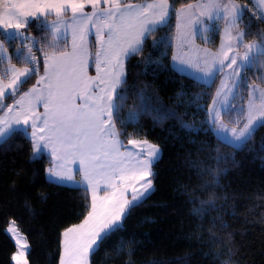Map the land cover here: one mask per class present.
I'll use <instances>...</instances> for the list:
<instances>
[{
	"label": "trees",
	"instance_id": "trees-1",
	"mask_svg": "<svg viewBox=\"0 0 264 264\" xmlns=\"http://www.w3.org/2000/svg\"><path fill=\"white\" fill-rule=\"evenodd\" d=\"M169 1V21L153 29L127 60L114 112L126 144L144 139L160 148L162 158L152 166L154 192L133 211L122 231L92 251L89 264H264V121L239 145L217 135L210 107L221 72L205 83L171 62L177 10L196 0ZM237 1L243 8L238 27L245 31L240 48L252 41L264 44V14L254 0ZM55 17L29 19L24 29L30 37L25 41L0 30L12 62L38 69L6 104L37 81L44 70V52L69 49L68 39H56L51 32L49 21ZM222 25L214 22L213 30L199 41L217 49ZM29 43L36 64L24 57ZM7 63L0 58L4 78L10 74ZM254 84L264 86L263 53L252 56L244 68L223 114L229 125L240 128L247 121ZM132 113L139 114L138 122ZM52 163L48 153L36 152L23 129L0 142V264H15L11 257L17 245L7 230L11 220L29 242V264H61L64 232L90 211L89 189L50 180L47 170Z\"/></svg>",
	"mask_w": 264,
	"mask_h": 264
},
{
	"label": "snow or ice",
	"instance_id": "snow-or-ice-1",
	"mask_svg": "<svg viewBox=\"0 0 264 264\" xmlns=\"http://www.w3.org/2000/svg\"><path fill=\"white\" fill-rule=\"evenodd\" d=\"M103 3L107 6L101 7V0H0V25L16 30L21 36L23 33L20 30L26 27L29 17L55 14L57 20L52 24L58 32L63 20L62 14L67 11L72 13L73 22L69 26L71 50L51 54L44 52V75L16 100L14 107L18 111L13 118L15 124L30 125L37 151L41 144L50 147L58 166L68 168L63 176L48 169L50 174L71 180L70 165L78 161L82 179L91 189V207L87 216L81 224L68 228L63 234L64 257L61 264H87L90 251H95L108 237L123 230L124 222L133 211L153 194L151 177L154 174L151 165L162 158L159 149L146 140H130L132 145L140 143L144 154L142 159L130 160L128 154L120 150L112 116L113 108L119 107L113 97L125 79V58L140 50L145 33L149 31V24L158 25L165 21L168 16V0H154V3L148 4V14L145 10L133 12L132 9L137 8V5L121 4L120 0H103ZM89 5L91 13L84 11ZM204 7L208 11L201 12L187 22L188 37L194 34V24L203 23L202 17L212 19V11L215 9L223 8L225 19L231 18L233 23L240 12L239 5L234 2L221 4L220 0H209ZM90 25L95 28L96 35L94 56L87 47ZM232 39L238 40L239 37H230L228 51L212 54L211 62L201 71L211 74L216 63L223 65L225 60H229ZM244 47L250 49L251 45L246 44ZM26 59L38 63L31 48L28 49ZM90 59L95 64L96 76L88 74ZM173 59L187 63L179 56ZM248 59L246 51L241 60ZM233 66H236L234 74L239 76L241 65L237 64L236 55L231 57L228 64L229 68ZM37 71L35 66L20 70L13 68L10 82L7 85L0 84V98L4 97L6 89L17 90ZM39 105L43 106V112L38 111ZM8 110L11 112L12 107ZM130 115L138 122V113ZM260 117H264V106ZM254 122L255 117L250 115L237 139L244 137ZM184 126L192 127L187 124ZM10 127L7 120L0 121V136L5 135ZM101 189L104 190L103 196L98 195ZM9 231L18 245V251L11 259L15 264H28L26 250L29 245L21 241L16 229Z\"/></svg>",
	"mask_w": 264,
	"mask_h": 264
},
{
	"label": "crops",
	"instance_id": "crops-1",
	"mask_svg": "<svg viewBox=\"0 0 264 264\" xmlns=\"http://www.w3.org/2000/svg\"><path fill=\"white\" fill-rule=\"evenodd\" d=\"M120 2H121V4L137 5L138 6L137 8L132 9L133 12L145 10L146 14H148L147 5L154 3V0H143V1L120 0ZM229 2H234L235 4L240 6V12H239L234 23L231 21V18H228L227 20L225 19L226 13L223 10V8H218V9H215L212 11V19H208V17L205 16V17H202L203 23L194 24V26H193L194 34L191 37L187 36L186 24L189 20H192V19L196 18L197 16H199V14L201 12L208 11V9L204 7V5H207L209 3V0H196V1H193L189 4H186V5L179 7L178 10H182V11H180V12L177 11L176 35H175L174 49H173L171 62H172V65L174 66V68L177 69L178 71H180L184 74L190 75V76L194 77L195 79H198V80L205 82V83L213 82L217 73L222 70L221 80H220L219 86L217 88V92L215 94V97H214L212 104H211V119H212V115L214 116V112H215V119L218 121L217 123L219 124L218 130H216V128H215L216 123L212 122V124H213V127H214L217 135L220 138H222L223 140L227 141L230 144L239 145L240 143L246 141L252 135V133L258 127V125L264 121V117H260V111L262 110V106H264V86L255 84V85H252L250 88L249 98H248V106H247V115H248L247 121L249 119V116L252 115L255 117V122H254L253 126L249 129V131L247 133H245L244 137L237 139L238 133L241 130H243L244 126L242 128H237L235 126H232V125H229L228 123H226L223 120V111L226 110V108L229 106V104L233 100V97L236 93V90L238 88V85H239V82H240V79L242 76V72H243L246 64L248 63V60L250 59L251 56L262 53L264 51V45L260 42H252L250 44L251 45L250 49L243 50L240 48V45L244 40V31H243V29H240L238 27V22H239V19L241 18L242 14H243V8L237 0H220L221 4H228ZM254 2H255L256 7L258 8V10L262 14H264V0H254ZM168 3H169V8H168L167 18L165 19V21L162 24H158V25L149 24V31L145 33V36L142 40V44L140 45V48L142 47L147 35L153 29L157 28L158 26L164 25L169 21L170 16H171V3L169 0H168ZM188 5H192V7H188ZM105 6H107V5H105L103 3V0H101V7H105ZM84 11L87 13H91V11H92L91 6L89 5L88 7H86L84 9ZM67 13L68 14H64V13L62 14L63 20H62L61 24L59 25V31L58 32L55 30V28L53 27V24H52L53 21L57 20V17H55L49 21V27L51 29L53 36L56 39H68L69 40V43H70L69 49H67L65 51H70L71 50V29L69 26L71 25V23L73 21H72V13L70 11H67ZM48 15H55V14L40 15L38 17H45ZM181 17L183 19H181ZM29 19H32V17H29ZM216 21H222L223 25H222L221 38L219 41V46L217 49H213L212 47L201 43L199 41V37L200 36H208L209 33L213 30V23ZM89 27H90V32H89V35L87 38L88 39L87 47H88L89 53L92 56H94L95 51H96L95 28L91 25ZM226 28L228 29L227 32L225 31ZM3 29L5 30L6 28H4L2 25H0V30H3ZM7 29H9V28H7ZM185 37H187V38L185 39ZM230 37L231 38L239 37V39L238 40L237 39L231 40L232 51L228 52L229 60H225L223 65L216 63L213 66L211 74H206L205 72L201 71V69L206 68L207 64L209 62H211L212 54H218L221 52L228 51V47H229V43H230ZM246 51L248 52L249 59L247 61H242L241 58L243 57V55L245 54ZM3 53L5 55H8L4 51H3ZM49 54H51V53H49ZM233 55L237 56V64L241 65V67L239 68V76H236L233 72V69L236 68V66H233V68L228 67L230 59ZM10 56L7 58V61L9 62V67H10L9 68L10 74L6 78H4L0 75V84L7 85L10 82L13 68H15L16 70L29 68L27 66L20 67V66L14 64L12 62ZM129 56L127 58H125V79L127 76V60L129 58ZM176 56H179L181 58V60H183V61H187V63H181L180 60H174L173 57H176ZM197 64L199 65L198 68L195 67V65H197ZM88 74H89V76H96L97 75L95 64H94L92 59L89 60ZM43 75H44V70L40 76H43ZM39 77H38V79H39ZM36 82L33 85H36ZM33 85L31 87H29L27 90H25L23 93L28 92L33 87ZM15 91L6 89L4 97L0 98V121L7 120L8 124L11 125V127L8 128V131L6 132V134L0 136V142L2 140H4L7 136H9L13 131H15L17 129H23L31 135L30 125L15 124L13 122V118L15 117L16 112L18 111V109L16 107H14L15 102H16V100H18L20 98V96L23 93L20 94L19 96H16V98L13 101H11L10 103L6 104L4 102L5 99L9 95L13 94ZM117 91H118V89H117ZM113 99H114V103H115L116 102V95H114ZM9 107H12L11 112H9V110H8ZM38 111H40V112L44 111L42 105L38 106ZM114 112H115V107L113 108L112 122H113V125L115 128V131L118 134L117 138L120 141L121 152L127 153L128 158L130 160L144 158V154L141 151L142 145L140 143H138L136 145H132L130 143L126 144L123 141V139L121 138L119 131H118V128L116 126L115 120H114ZM3 127H7V125H3ZM233 129H235L236 131L233 132L232 131ZM32 140L34 143L35 150L37 151L36 141L33 138H32ZM132 140H136L138 142L145 141L144 139H132ZM147 142L151 145L156 146L160 151V148L157 145H155L149 141H147ZM37 152L38 153L46 152L52 157L53 163L48 169H52L54 173L59 172L60 175L63 176L68 172L67 167L60 168L58 166V162L56 161L55 157L52 155L50 147H47L44 144H41L40 149ZM152 166H153V163L151 165V169H152ZM70 167H71V173L70 174L73 177V179H71V180L60 179L58 176L50 174L48 170H47V176L50 180H53V181H56L59 183H63V184L71 185V186H85L89 189L90 194H91L90 187L82 179V173L79 170L78 161L75 164L70 165ZM98 195L103 196L104 190L101 189V191L98 193ZM129 198H131L130 195H129ZM81 223L82 222H80L79 224H81ZM79 224H76V225H79ZM76 225H74V226H76ZM63 243H64V235H63V242H62V259L64 257ZM90 253H92V251H90L89 254ZM89 254H88L87 261L90 259ZM87 264H88V262H87Z\"/></svg>",
	"mask_w": 264,
	"mask_h": 264
},
{
	"label": "rangeland",
	"instance_id": "rangeland-1",
	"mask_svg": "<svg viewBox=\"0 0 264 264\" xmlns=\"http://www.w3.org/2000/svg\"><path fill=\"white\" fill-rule=\"evenodd\" d=\"M127 1H131V0H127ZM179 9V8H178ZM243 15V14H242ZM242 17V16H241ZM240 20V19H239ZM240 28V27H239ZM240 29H242V28H240ZM244 31V30H243ZM3 32L4 33H6V35L7 36H18V38H20L21 40H23V41H25V37H27V38H29L30 37V35L25 31V29H21L20 30V32H22L23 33V36H21L16 30H14V29H11V28H9V29H3ZM244 37H245V31H244ZM244 41V40H243ZM252 42H260V41H252ZM252 42H250L249 44H251ZM243 43V42H242ZM241 43V44H242ZM260 43H262V42H260ZM0 44H2V47H0V58L2 57V58H4L6 61H7V58L11 55L10 54V51H9V49L6 47V45H5V43L0 39ZM144 44V43H143ZM263 44V43H262ZM264 45V44H263ZM143 46V45H142ZM26 47H27V51L25 52V54H24V57L26 58L27 57V55H28V49L29 48H31V51H32V54L34 55V52H33V50H32V45L29 43V44H26ZM142 48V47H141ZM140 48V49H141ZM243 50H245V49H243ZM3 51L6 53V54H8V55H5L4 53H3ZM263 54H264V51L262 52ZM262 53H260V54H262ZM132 55V54H131ZM130 55V56H131ZM259 54H257V55H254L255 57H257ZM35 56V55H34ZM129 56V57H130ZM252 57V56H251ZM251 57H250V59H251ZM10 58H12V56H10ZM250 59L248 60V62L250 61ZM9 62L5 65V69L6 70H9ZM4 69V70H5ZM244 71V70H243ZM9 72H10V70H9ZM219 72H221V76H222V70L221 71H219ZM218 72V73H219ZM217 73V74H218ZM242 74H243V72H242ZM241 78H242V76H241ZM220 80H221V77H220ZM241 80V79H240ZM214 81V80H213ZM212 83V82H211ZM219 83H220V81H219ZM255 85V84H254ZM256 85H259V84H256ZM219 86V85H218ZM238 89V88H237ZM217 92V91H216ZM236 92H237V90H236ZM23 93V92H22ZM21 93V94H22ZM216 94V93H215ZM236 94V93H235ZM20 95V94H19ZM19 95H17V96H19ZM235 96V95H234ZM234 98V97H233ZM248 98H249V96H248ZM232 102V101H231ZM231 105V103L229 104V106ZM229 106L226 108V109H228L229 108ZM247 106H248V99H247ZM215 110V109H214ZM224 112L225 111H223V114H224ZM247 118H248V115H247ZM210 120H211V123L212 122H214V123H216L215 125V128H216V130H218V121L215 119V112H214V116L212 115V119H211V107H210ZM224 120V119H223ZM247 122V121H246ZM245 122V123H246ZM213 125V124H212ZM233 126V125H232ZM244 126V125H243ZM242 126V127H243ZM242 127H240V128H242ZM214 128V127H213ZM238 128V127H237ZM215 130V129H214ZM216 132V131H215ZM8 137V136H7ZM6 137V138H7ZM3 141V140H2ZM37 152V151H36ZM38 153V152H37ZM152 170V169H151ZM16 229V234L20 237V239H21V241L23 242V241H26L27 242V244L29 245V242H28V240H27V238H26V236L24 235V233L20 230V228H19V226L17 225V223H16V221L15 220H11L10 221V223H9V225H8V227H7V230H8V232L11 234V236L13 237V239H14V241H15V237L13 236V234L9 231V229ZM16 251H18V245H17V250ZM28 251H29V248L26 250V258H27V261H28ZM90 255H91V253L89 254V257H90ZM87 259H88V257H87ZM61 260H62V257H61ZM89 261L90 260H88L87 262H88V264H89ZM15 262V261H14ZM28 264H29V261H28Z\"/></svg>",
	"mask_w": 264,
	"mask_h": 264
},
{
	"label": "bare ground",
	"instance_id": "bare-ground-1",
	"mask_svg": "<svg viewBox=\"0 0 264 264\" xmlns=\"http://www.w3.org/2000/svg\"><path fill=\"white\" fill-rule=\"evenodd\" d=\"M14 220V219H13Z\"/></svg>",
	"mask_w": 264,
	"mask_h": 264
}]
</instances>
